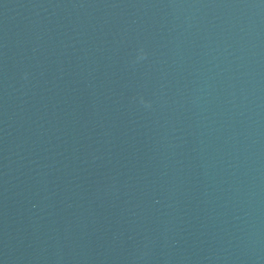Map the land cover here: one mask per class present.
Instances as JSON below:
<instances>
[{
    "label": "water",
    "instance_id": "water-1",
    "mask_svg": "<svg viewBox=\"0 0 264 264\" xmlns=\"http://www.w3.org/2000/svg\"><path fill=\"white\" fill-rule=\"evenodd\" d=\"M0 264H264V0H0Z\"/></svg>",
    "mask_w": 264,
    "mask_h": 264
}]
</instances>
